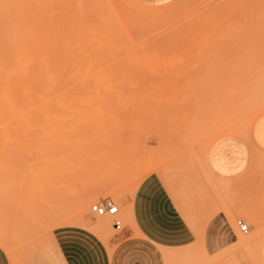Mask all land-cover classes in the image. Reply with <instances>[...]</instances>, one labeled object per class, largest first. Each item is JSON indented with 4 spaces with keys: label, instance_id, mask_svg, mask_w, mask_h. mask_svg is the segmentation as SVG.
Returning <instances> with one entry per match:
<instances>
[{
    "label": "rangeland",
    "instance_id": "1",
    "mask_svg": "<svg viewBox=\"0 0 264 264\" xmlns=\"http://www.w3.org/2000/svg\"><path fill=\"white\" fill-rule=\"evenodd\" d=\"M35 16L59 92L26 95L21 80L0 78V245L15 264H47L57 218L88 215L118 232L120 201L150 165L195 197L209 140L236 125L247 138L264 112V0H40ZM251 151L250 178L213 185L222 206L234 200L237 235L217 264H261L264 152ZM103 198L115 216L89 211ZM93 247L74 250L104 264ZM172 252L158 264L211 256L198 245Z\"/></svg>",
    "mask_w": 264,
    "mask_h": 264
},
{
    "label": "crops",
    "instance_id": "2",
    "mask_svg": "<svg viewBox=\"0 0 264 264\" xmlns=\"http://www.w3.org/2000/svg\"><path fill=\"white\" fill-rule=\"evenodd\" d=\"M237 127V125L230 126L228 131L209 140L203 153V166L207 177L201 176L196 179L198 185L195 197L192 192L190 197L187 196L177 181L169 178L167 174L164 176L156 171L157 169L149 173L153 178L149 180L141 196L135 198L133 218L125 214V208L131 207L133 197L128 193L125 194L120 201L125 224L121 225V229L113 235H108L105 230L106 239L102 238L98 245L105 261L104 264H111L112 260L124 264L129 259H148L152 264H158L164 257L166 259L175 257L178 253H173V250L184 248L188 250L192 245H198L205 255H211L209 261L213 264H217L222 257H225V253L230 250L229 246L237 241L236 231L229 218L234 200L231 202V197L229 203L222 206L213 185L220 179L229 180L235 184L238 179L250 178L249 170L255 167V163H252L251 149L264 152V143H262L264 141V112L254 118L248 128L247 138L227 134L236 133L234 129ZM249 130L251 137L248 136ZM219 186L220 189L227 190L228 184L222 181ZM209 207L214 209L213 234L206 238L201 233L197 237L195 225ZM253 220L257 224L261 219L254 215ZM188 221L191 223L189 224ZM93 224L90 216L84 217L83 226L85 228L96 227ZM165 225L167 227H163ZM56 243L57 238L55 237L49 244L47 264L53 258L52 245ZM56 251H59L58 247ZM69 251L68 259L72 264H84L80 253L74 249ZM258 255L261 264H264V239ZM0 264H10V258L1 245Z\"/></svg>",
    "mask_w": 264,
    "mask_h": 264
},
{
    "label": "bare ground",
    "instance_id": "3",
    "mask_svg": "<svg viewBox=\"0 0 264 264\" xmlns=\"http://www.w3.org/2000/svg\"><path fill=\"white\" fill-rule=\"evenodd\" d=\"M39 2L40 0H0V78L21 80L26 95L56 96L59 91L56 89V78L51 73L53 61H49L52 60V56L50 57L52 47L49 49L50 51L48 50L49 60H46L50 64H45L41 59V52L46 54L49 44L47 46L40 45L43 35L41 36L42 31L40 32V25L35 16V14H38ZM44 47H46V50ZM64 92L65 90L62 93ZM58 114L60 113L58 112ZM62 115L64 116V114ZM36 122H38V119ZM54 123L57 126V123ZM25 124L27 125L26 122ZM58 125L60 128L63 127L59 122ZM26 135L27 138L24 139H31L28 133ZM156 169L157 166L150 165L143 175ZM91 229L100 234L102 238L106 237L103 228L92 227ZM0 240L4 242L1 236Z\"/></svg>",
    "mask_w": 264,
    "mask_h": 264
},
{
    "label": "snow or ice",
    "instance_id": "4",
    "mask_svg": "<svg viewBox=\"0 0 264 264\" xmlns=\"http://www.w3.org/2000/svg\"><path fill=\"white\" fill-rule=\"evenodd\" d=\"M211 131V130H210ZM234 131L237 135L243 137L244 135V127L243 125L238 126ZM248 136L251 137V131L249 130ZM264 143V141H262ZM153 177L149 173H145L142 176H139L130 186L128 190V194L133 197L131 207L125 208V214L129 216V218L134 217L135 210V198L140 197L143 189L148 184L149 180ZM101 213L103 210H100ZM112 213H116L117 209L112 208ZM214 209L209 207L205 213L201 216V218L197 221L196 235L199 237L201 233L208 238L213 234L215 224L213 221ZM190 224L191 221H188ZM50 227L52 228V234L56 235V233L63 231L62 236L57 237V243L52 245V254L53 258L50 260L49 264H72V262L68 259V251L77 247H85L86 251L90 254L94 253L93 245H99L101 243L102 236L98 234L96 231L85 228L83 226L82 220L78 218L68 217L67 219L57 218L50 222ZM163 227H167L166 225ZM187 227V225H186ZM247 225H245V229ZM85 234H87V238H85ZM106 239V238H105ZM154 239V238H153ZM51 243V241H49ZM57 247L59 251H56ZM102 247V246H101ZM153 247L155 245L153 244ZM211 249H209L210 251ZM10 264H15V261H10ZM88 264H98L96 261H89ZM111 264H119L118 261L112 260ZM124 264H152V262L148 259L142 260H132L129 259L125 261ZM203 264H212L211 261H204Z\"/></svg>",
    "mask_w": 264,
    "mask_h": 264
},
{
    "label": "built area",
    "instance_id": "5",
    "mask_svg": "<svg viewBox=\"0 0 264 264\" xmlns=\"http://www.w3.org/2000/svg\"><path fill=\"white\" fill-rule=\"evenodd\" d=\"M112 208H116L117 212L116 213H112L111 209ZM103 210V212L101 213L100 210ZM89 211L97 216H102L105 214L111 215V216H115L118 213V206L117 204H115L110 198H103L98 202L92 203L90 205ZM236 224L239 228V230L243 233H246L248 231V224L246 222H244L242 219H238L236 221ZM245 225H247V228L245 229ZM112 226L114 229L116 230H120L121 229V222L118 219H115L112 223Z\"/></svg>",
    "mask_w": 264,
    "mask_h": 264
}]
</instances>
